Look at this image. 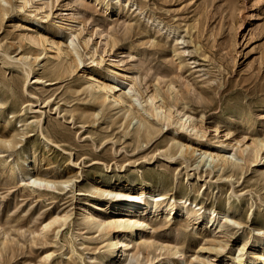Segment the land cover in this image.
Masks as SVG:
<instances>
[{
	"label": "rangeland",
	"instance_id": "1",
	"mask_svg": "<svg viewBox=\"0 0 264 264\" xmlns=\"http://www.w3.org/2000/svg\"><path fill=\"white\" fill-rule=\"evenodd\" d=\"M0 6L6 9L0 13V264H102V256L117 251L114 240L128 237L122 260L130 264H247L264 254L256 245L264 238V159L245 163L248 144L264 142V0ZM32 34L60 42L59 49L49 41L30 44ZM89 74L110 86L124 80L123 99L97 98ZM153 89L169 106V122L145 112ZM128 104L155 124L151 141L138 139L140 124ZM184 113L202 127L196 136L176 123ZM172 140L186 147L180 151ZM205 150L219 157H201ZM222 158L229 163L223 166ZM26 173L69 182L38 188ZM110 189L148 206L164 193L163 204H174L175 214L140 211L148 224L143 230L105 234L84 220L88 212L100 219L126 213L129 199L102 192ZM183 210L194 212L187 218ZM212 211L218 217L210 226ZM56 214L69 215L66 223L41 232ZM216 224L222 225L213 231Z\"/></svg>",
	"mask_w": 264,
	"mask_h": 264
},
{
	"label": "bare ground",
	"instance_id": "2",
	"mask_svg": "<svg viewBox=\"0 0 264 264\" xmlns=\"http://www.w3.org/2000/svg\"><path fill=\"white\" fill-rule=\"evenodd\" d=\"M0 1H2L4 3H9V1H11V0H0ZM21 1H22V6L21 7H24L26 4L29 3L30 0H21ZM18 5H20V3ZM21 7H19V8H21ZM0 13L5 14L6 13V9H4L3 7L0 6ZM101 36H102V33H101ZM27 37H28V40L31 41L30 44H32V43L33 44H39V47H40V42L43 43V41L44 42L45 41L46 42L49 41L45 36H42L41 34H39V36H37V35L34 36L32 34V35H28ZM84 41L85 40L83 39V43H85ZM46 42H45V44H46ZM49 43H51L52 45L54 44L56 46L57 50L59 49L58 43L60 44V42H54V41L50 40ZM71 43H72V40H71ZM13 46H14V44H13ZM49 46H51V45H49ZM85 46H87V45H85ZM66 49H68V48H66ZM74 49L75 48H73V50ZM65 50H63V51L65 52ZM66 52H68V51L66 50ZM66 52L64 54H67V56H68V53H70V51L68 53H66ZM75 53L78 54L77 51H75ZM69 55H71V54H69ZM72 60H73V62H75V59L73 58V56H72ZM92 61H94V60H91V62ZM94 63H95V61H94ZM74 65H75V67H77V64H74ZM75 70H76V68H75ZM123 75L124 74H122V76ZM88 76H89V79L90 80L92 79V80H94V82H96V87H97V89L99 91L98 92L99 93V96L97 98H101L103 101H105L108 97L111 96V98L113 99V102L114 103L115 102L118 103V102L121 101V99H123V94L120 93V92H121V86H123L124 80L114 78L113 79L114 80V83L110 86V85H107L104 82V80H102V81L101 80L100 81H96V79H94V77L92 76V74H89ZM125 78H127V77H125ZM131 84H132V80H131ZM125 85H127V84H125ZM150 89H152V88H150ZM136 91H137V89H136ZM136 91H134V92H136ZM146 93H148V90H147ZM136 94H132V96H131V98H133L132 99V102L134 101V103H136L134 105H137V106L141 107L142 108V111H143L144 108L141 105L142 103L140 102V100H139V98H138V96ZM138 95H139V93H138ZM142 95H144V94H142ZM159 95L160 94H159L158 90L157 89H153V90L150 91V93H149L148 96L146 95L147 97L145 96L146 99L144 97L145 100H143V99L142 100H143V102H145V104L149 108V112H148V110H145V112L147 111V113H149L152 117L156 118L157 121L166 123V122H169L170 121V119H171L170 116L172 115V113L170 112V109L169 108H166V107H169V106H167V103L165 101H163L162 99L160 101V98H159L160 96ZM128 110L129 111H127V112L128 113L132 112V117L134 119H136L138 121V123L140 124V128L136 131V133L138 134V139H145L147 141H151V139L153 138L154 134L157 132V131H155V124L153 122L149 121L148 119H146L144 117V115H142L139 112V109L138 110L136 108L134 109V107H133L132 104H128ZM189 118H190L189 114L188 113H184L182 116H180V117L178 116V118H176V123L181 128L187 127V129H190V131L188 132L189 135L191 134L192 131H194L193 134H195V136H196L197 133L200 132V130L202 129V127L201 126L200 127L198 126V122L197 123H194V122L189 123ZM197 128H198V130H197ZM225 135H228V133H226ZM6 141H8V140L6 139L5 141H3V143H5ZM172 141L174 143H176V145L178 146V148L180 149V151H182L183 147H186V144H183V142H180L179 140H172ZM217 141H219V140H217ZM237 143H238V141H237ZM249 144H248V147H249V150L250 151L248 152V155H247L246 159L244 158L245 159V163H247V164L248 163L249 164H252L253 163L254 164V162H256V160L258 158L260 160L261 159H264V142L263 141H254V142H252V144H250V145ZM172 145L173 144H171L170 147L166 150V151H169V155L165 154V156H166L165 158L172 159V156L174 155V154H172ZM229 145L230 144L228 143V146ZM218 147L219 146L216 145V148H218ZM197 149L193 148V149H191V152H194L195 153V152L198 151ZM186 150H188V149H186ZM213 151L214 152H212V153H214V154H212L210 152H207L206 150L203 151V152H200L201 157L207 155L206 159L208 157H210L211 160H213L215 158H218L219 157L218 151H216V152H215V150H213ZM243 151L244 150L242 149L240 152L243 153ZM178 153H179V151H178ZM199 157H200V155H199ZM228 161H229V159L222 158V160H221L222 165L223 166L227 165L229 163ZM25 165H27V164H25ZM230 165L233 168H236V169L237 168H239L241 170L243 169V166H239L236 163H231L230 162ZM220 167H221V165H220ZM261 176H262V178H264V174H261ZM26 177H27L26 180L28 181V183H31L34 186L38 187V188H46V189L51 188V187L55 188L54 187V184H56V183H60V184H63L64 185L65 183L67 184L69 182V180L56 181V180H54V178L51 179L50 177H48V175L47 176H41L38 173H36V174L26 173ZM61 180H63V178ZM102 192L103 193H106L107 195H111L112 194L114 196H125L127 199H129V204L123 210V211H126L125 214L124 213L122 214V213H118L117 212L110 219H100V218L94 217L91 212H88L87 213V215L85 217V220H84L85 221V224L90 225L91 228H97L98 230L101 229V231L104 232L105 234H110V233H114V232H117V231L128 232V233L133 234L134 231H138V230L141 231V230H143L146 226H148V224L145 222L144 216H141L140 214H138L140 211L142 212V211H146L147 210V212L145 213V217L146 216L147 217L148 216H152L153 217L155 215L157 216L158 213H159V211H161V210H165L166 213H167V216H170L171 214L173 216L175 214V211H176V208H175V205L174 204H171V203L170 204H163V201L162 200L164 199L163 197L165 196L164 193H159V194L156 195L155 198L153 197L152 202H151L152 204L148 206V203H149L148 201H146V200L144 201L143 199H140V198L137 199L136 196L134 197L130 193H125V191L124 192H121V191H117L116 192V191H111V189H110V190H103ZM180 200H181V202L183 204L180 203L179 206L180 205H184L186 203V199L184 200V198H182ZM97 208H98V206H97ZM182 208H184V207L182 206ZM192 212H194V210L193 211H189V210H185L184 211L183 210L182 216H186L187 218H189L190 215L192 214ZM214 212L215 211H212V213L210 212V215H209L210 217L208 218V223H210V226H213V224L215 223V221L217 220V217H218L217 216L218 212L216 214H214ZM68 217H69V215H67V214H64V215L56 214L54 217L49 218V221L45 222L43 224V226L41 225V227H42V228L40 227L41 228V232L44 233L45 230H47V232L48 231H54L57 227H54L52 229H51V227L55 223H59L60 225L58 227H60L61 225H63V224L66 223ZM235 223L239 224V222H237V221ZM221 225L222 224H216L214 226V230L213 231H215L216 228H220ZM2 233H6V232L3 231ZM38 233H40V232L38 231ZM263 239L264 238H262V237L256 238V245L258 246V245H261L262 244V246L264 247V240ZM123 240H125V239H123ZM123 240H121V239L114 240L113 245L116 246V250L117 251L115 252L114 255H111L110 257H108L109 254H108V256H102V258L100 259V262L102 264H130V263L127 262V259L122 260V256H123L124 253H126L128 251V246L132 242V239L130 237H128V239L126 238L127 241H123ZM148 242H149V240H148ZM148 242H143L142 243L143 246L144 247H148L150 245V243H148ZM122 247H123V250L121 249ZM177 252L178 251H175L174 254H176ZM128 256H129V253H128ZM45 258L46 259L49 258V254H47L45 256ZM236 259H237V262L238 263L241 262V258H240L239 255L236 256ZM249 260L250 261L247 264H264V254H260L258 256H256V254L255 255H252ZM146 264H149V263H146Z\"/></svg>",
	"mask_w": 264,
	"mask_h": 264
}]
</instances>
